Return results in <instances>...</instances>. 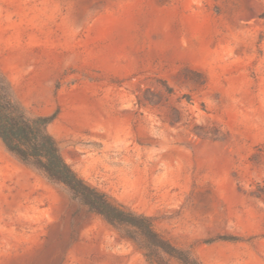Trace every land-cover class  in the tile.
<instances>
[{"label":"rangeland","instance_id":"374dc122","mask_svg":"<svg viewBox=\"0 0 264 264\" xmlns=\"http://www.w3.org/2000/svg\"><path fill=\"white\" fill-rule=\"evenodd\" d=\"M0 89L202 264H264V0H0ZM0 264L148 263L0 139Z\"/></svg>","mask_w":264,"mask_h":264},{"label":"trees","instance_id":"16d2710c","mask_svg":"<svg viewBox=\"0 0 264 264\" xmlns=\"http://www.w3.org/2000/svg\"><path fill=\"white\" fill-rule=\"evenodd\" d=\"M56 117H30L7 90L0 89V139L12 155L65 185L110 225L126 229L127 237L138 245L148 264H202L191 249L180 248L159 233L152 217L115 204L75 172L49 132Z\"/></svg>","mask_w":264,"mask_h":264}]
</instances>
